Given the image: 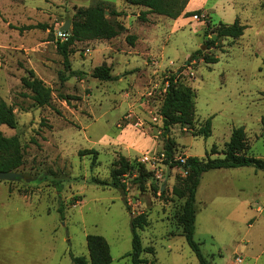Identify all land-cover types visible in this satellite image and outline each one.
<instances>
[{"label":"rangeland","instance_id":"374dc122","mask_svg":"<svg viewBox=\"0 0 264 264\" xmlns=\"http://www.w3.org/2000/svg\"><path fill=\"white\" fill-rule=\"evenodd\" d=\"M99 3L121 33L75 44L70 65L81 75L63 82L69 73L57 34L67 22L71 30L78 10ZM110 10L123 16L111 18ZM144 12L124 0H0V101L14 109L18 122L16 129L0 130L19 139L24 156L17 172L22 179L0 185L6 186L0 197H8L0 226L19 237L0 241L7 258L2 264H13L16 249L20 264H72L71 255L89 261V235L107 241L111 264H132L131 218L140 215L149 223L139 232L143 247L153 249L142 254L146 264H199L182 236L186 199L174 193L186 186L188 172L172 162L206 159L211 150L218 152L212 158L222 157L241 127L247 155L264 160V0H190L185 13L199 14L178 19L148 14L145 22ZM237 19L247 28L241 38H222L192 59L207 41L219 40L221 24ZM142 25L148 26L145 42L139 45L137 37L131 45L128 38ZM205 57L219 62L207 64ZM103 64L111 67L113 81L92 77ZM29 70L53 90L50 107H36L23 88ZM175 74L194 90L197 130L211 119L212 135L171 127L174 154L167 162L160 112ZM121 156L135 165L123 178L125 196L93 183H110ZM142 167L152 175L146 182L137 180ZM9 191L22 201L10 200ZM196 199L195 240L209 264H264V171L208 172Z\"/></svg>","mask_w":264,"mask_h":264},{"label":"trees","instance_id":"16d2710c","mask_svg":"<svg viewBox=\"0 0 264 264\" xmlns=\"http://www.w3.org/2000/svg\"><path fill=\"white\" fill-rule=\"evenodd\" d=\"M128 5L146 8L147 11L142 14L140 19L147 22L148 14L164 16L170 19H178L182 16L191 17L198 15L196 13H185L186 7L190 0H124ZM122 13L115 10L109 11V17H121ZM246 26L241 25L237 19L232 25L221 24L217 30L218 41L214 39L206 42L208 48H202L192 55V59H199L204 50L213 48L222 38L239 39L244 35ZM122 28L112 23L107 16V9L104 3L95 6L80 9L74 15L72 28L68 32V40L61 42L58 40V51L64 58L66 71L69 73L67 78L62 77L65 82L73 77L81 75L80 72L71 70L70 56L75 53L73 46L77 43H85L95 40H111L118 37ZM136 37L128 38L131 45L134 44ZM207 64H217V58L205 57ZM94 79L109 82L115 78L112 76V69L107 64L96 67L92 73ZM181 74H175L169 80L166 95L161 107L160 115L163 121L162 137L164 141V151L167 162L172 159L174 154L175 142L171 138V127L180 126L182 129L194 132V136L209 138L212 135V121L208 119L203 126L196 128V111H195V93L194 90L181 80ZM23 88L31 93V99L38 108L50 107L53 100V90L49 88L41 79H39L33 70L27 72V76L22 80ZM18 125L14 109L6 102L0 101V128L7 126L10 129H16ZM249 145L246 133L243 127L233 130L230 141L225 144L222 151V157L212 158L210 154H218L214 150L208 153L206 159L190 157L185 164L176 162L171 167H183L188 172V182L184 188L176 187L174 193L186 199L183 208V215L180 217L182 226V236L185 238L188 246L195 253L199 264H209L206 256L202 253L201 244L196 242V218H197V190L200 185L201 177L211 171L254 168L256 171H264V160L250 157L247 155ZM95 155L98 153L90 151ZM24 156L20 141L17 137H6L0 130V172L17 173L23 166ZM135 170V165L127 158L121 156L111 173V182H101L93 180V183L109 186L120 190L123 195L127 194V186L123 183L124 176H131ZM151 173H146L144 168L140 169L137 180L146 182L151 178ZM147 217L140 215L131 218L132 227V251L127 256L131 258L132 264H146L142 259L145 252L152 253L153 249H145L139 232L145 230L148 226ZM87 248L89 251V261L85 257H76L71 255L72 264H111L112 256L107 241L102 236H87Z\"/></svg>","mask_w":264,"mask_h":264},{"label":"crops","instance_id":"0c3cea01","mask_svg":"<svg viewBox=\"0 0 264 264\" xmlns=\"http://www.w3.org/2000/svg\"><path fill=\"white\" fill-rule=\"evenodd\" d=\"M140 9H141V11H147V9L146 8H143V7H139ZM188 9H189V7H188ZM132 14H129V17L131 18V17H133V16H131ZM146 27H148V26H146V25H142V26H140V28H138V29H133V33H134V36H136V38L138 37V41L137 42H139L140 44L139 45H141L142 43H144L145 42V40H144V37H143V30L144 29H146ZM137 40V39H136ZM147 45V44H146ZM146 45H142L143 46V48H146L147 49V47H146ZM1 183H4V182H0V185H4V184H1ZM1 188L3 187H6V186H0ZM0 188V189H1ZM5 189V188H4ZM3 195H5V194H3ZM8 195H9V199L10 200H12V199H15V198H17L18 200H20L21 199V201H22V195H20L19 193L17 194V193H11L10 191L8 192ZM26 198V197H25ZM7 201H8V197H7V194H6V196H4V197H0V214L2 213V212H4V209H5V207H6V204H7ZM28 206V208H33L32 207V205L31 204H27ZM10 230V228H2L1 226H0V241H3L4 239L6 240V238L8 237V236H11V237H13V239L15 240V241H17V239H19V237H18V234L17 233H15L16 232V230H14V231H11V232H8ZM53 231V233H52V237L53 238H55V240H56V228L55 229H53L52 230ZM8 232V233H7ZM14 233V234H13ZM2 238V239H1ZM16 244V243H15ZM16 248V247H15ZM1 253H0V264H2V261L3 260H7V258H5L4 256H3V253H4V251L2 250V251H0ZM20 255V250H14V258L15 259H13V261L11 260V262L13 263V264H20L19 263V261L16 259V257H18Z\"/></svg>","mask_w":264,"mask_h":264},{"label":"water","instance_id":"95a60500","mask_svg":"<svg viewBox=\"0 0 264 264\" xmlns=\"http://www.w3.org/2000/svg\"><path fill=\"white\" fill-rule=\"evenodd\" d=\"M61 30L65 31V32H69L70 31V22H67V24ZM20 179H22L21 174L0 172V182H2V181L14 182V181H17Z\"/></svg>","mask_w":264,"mask_h":264},{"label":"built area","instance_id":"2783aa9c","mask_svg":"<svg viewBox=\"0 0 264 264\" xmlns=\"http://www.w3.org/2000/svg\"><path fill=\"white\" fill-rule=\"evenodd\" d=\"M57 36H58V40H60L61 42H64V41L68 40L69 33L60 30V31L58 32ZM161 118H162V117H161ZM163 157H164V156H163Z\"/></svg>","mask_w":264,"mask_h":264}]
</instances>
